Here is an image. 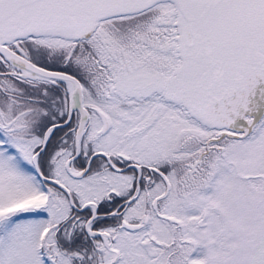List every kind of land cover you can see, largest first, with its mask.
Segmentation results:
<instances>
[{
	"label": "snow or ice",
	"instance_id": "1",
	"mask_svg": "<svg viewBox=\"0 0 264 264\" xmlns=\"http://www.w3.org/2000/svg\"><path fill=\"white\" fill-rule=\"evenodd\" d=\"M0 264H264V0H0Z\"/></svg>",
	"mask_w": 264,
	"mask_h": 264
}]
</instances>
